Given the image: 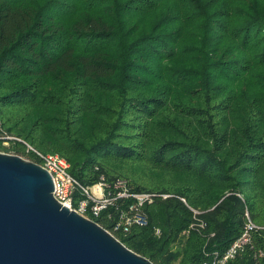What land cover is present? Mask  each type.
I'll return each mask as SVG.
<instances>
[{
  "label": "trees",
  "instance_id": "1",
  "mask_svg": "<svg viewBox=\"0 0 264 264\" xmlns=\"http://www.w3.org/2000/svg\"><path fill=\"white\" fill-rule=\"evenodd\" d=\"M0 134L13 138L1 151L59 155L84 186L171 195L145 206L148 226L114 233L154 264L212 262L246 213L261 229L229 264H256L264 0H0Z\"/></svg>",
  "mask_w": 264,
  "mask_h": 264
},
{
  "label": "water",
  "instance_id": "2",
  "mask_svg": "<svg viewBox=\"0 0 264 264\" xmlns=\"http://www.w3.org/2000/svg\"><path fill=\"white\" fill-rule=\"evenodd\" d=\"M54 191L42 166L0 152V264H154Z\"/></svg>",
  "mask_w": 264,
  "mask_h": 264
},
{
  "label": "built area",
  "instance_id": "3",
  "mask_svg": "<svg viewBox=\"0 0 264 264\" xmlns=\"http://www.w3.org/2000/svg\"><path fill=\"white\" fill-rule=\"evenodd\" d=\"M10 139L13 138L0 134L2 145L8 146ZM0 152L6 153L4 151ZM27 152L33 153L38 160L35 163L42 166L52 175L55 189L53 193L54 197L70 210L96 222V219H99L108 208L116 206L118 214L115 220H113L111 228L108 230L112 235L118 232L129 233L134 226H148V217L144 211L145 206L152 204L157 198L166 200L172 197L168 194L135 192L125 180H117L109 184L102 178L101 182L94 186H84L69 172L70 165L61 156L44 154L30 145H27ZM7 154L17 155L14 152ZM78 194H81L83 197L77 201L76 196ZM180 200L194 213V218L197 220L196 223L191 225V229L197 227L201 229L206 228L207 224L198 218L201 213L191 208L186 199L180 198ZM129 201L131 203L128 204ZM119 203H122L125 207L118 206ZM246 216L247 223L244 233L224 254L216 252L213 255L212 262L203 264H229L230 261L235 260L241 253L245 252L247 247L253 245V236L261 228L252 221L248 213H246ZM111 218L110 215L109 219ZM157 234L160 235L161 231L157 230ZM263 257L264 252L262 250L255 253L256 264H260V260Z\"/></svg>",
  "mask_w": 264,
  "mask_h": 264
},
{
  "label": "rangeland",
  "instance_id": "4",
  "mask_svg": "<svg viewBox=\"0 0 264 264\" xmlns=\"http://www.w3.org/2000/svg\"><path fill=\"white\" fill-rule=\"evenodd\" d=\"M3 146H4V147H9V146H10V142H9V145H8V146H6V145H3ZM0 151H1V150H0ZM12 152H15V151H12ZM23 158H25V157L23 156ZM25 159H28V158H25ZM184 240H185V239H184ZM184 240H183V241H184ZM183 241H182V242H183ZM181 246H182L181 244L175 246V250H174V251H179Z\"/></svg>",
  "mask_w": 264,
  "mask_h": 264
}]
</instances>
